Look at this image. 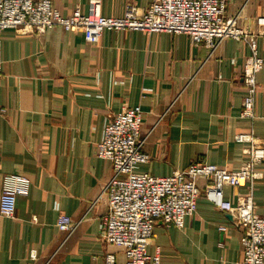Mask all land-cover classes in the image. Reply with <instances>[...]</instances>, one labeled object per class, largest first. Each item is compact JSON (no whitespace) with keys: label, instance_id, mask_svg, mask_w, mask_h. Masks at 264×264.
<instances>
[{"label":"crops","instance_id":"0c3cea01","mask_svg":"<svg viewBox=\"0 0 264 264\" xmlns=\"http://www.w3.org/2000/svg\"><path fill=\"white\" fill-rule=\"evenodd\" d=\"M90 0H53L69 16ZM152 0H102V14L117 17L133 4L144 11ZM241 13L254 29L264 0H229L227 14ZM3 71L0 105V194L7 175H26L29 196H18L15 218L0 215V264H107L124 262L123 251L100 239L108 202L101 194L111 180L110 161L96 146L105 124L125 109L144 113L142 137L150 160L136 171L167 177L194 162L235 171L247 159L240 133L254 130L264 142V70L258 76L254 124L241 117L249 47L229 40L216 50L187 35L106 31L98 44L60 27L37 36L1 34ZM264 58V38L260 40ZM254 192L264 217V164ZM206 180L199 181L204 192ZM244 188L225 187L235 201ZM61 214L79 222L71 236L59 231ZM232 216L204 195L185 226L159 223L150 254L162 264H242L241 232ZM227 226L223 233L219 227Z\"/></svg>","mask_w":264,"mask_h":264},{"label":"built area","instance_id":"2783aa9c","mask_svg":"<svg viewBox=\"0 0 264 264\" xmlns=\"http://www.w3.org/2000/svg\"><path fill=\"white\" fill-rule=\"evenodd\" d=\"M229 0H152L140 11L129 4L123 15L106 17L102 14V0H90L87 11L80 6L64 16L53 0H0V76L3 71V42L1 34L7 30L43 35L60 27L67 32H81L89 44H98L106 31L146 32L187 35L195 45L216 50L229 40L249 47L251 55L245 66L241 117L254 124L258 76L264 70L260 40L264 38V16L249 28L241 13L227 14ZM8 114L0 105V116ZM144 113L140 107L125 109L108 121L102 139L97 144L98 158L110 161L111 180L101 197L108 202V212L101 220L100 239L121 249L124 262L108 255L107 264H162L158 251L149 252L156 238L159 223L183 228L187 217L198 211V200L204 195L220 210L232 216V225L241 232L242 264H264V217L257 212L254 192L258 179L257 167L264 164V142L254 133H240L236 142L246 143L247 159L235 171L207 162H194L184 171L167 177H154L136 171L150 160L142 137ZM206 180L204 192L199 181ZM33 183L26 175H7L0 194V215L15 218L18 196H29ZM244 188L235 201L225 195V187ZM79 227L72 217L61 214L59 231L71 236ZM226 233L227 226L219 227Z\"/></svg>","mask_w":264,"mask_h":264}]
</instances>
